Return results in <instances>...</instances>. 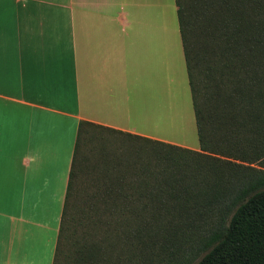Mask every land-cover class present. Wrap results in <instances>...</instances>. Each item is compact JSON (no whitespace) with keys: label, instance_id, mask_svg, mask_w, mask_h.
Wrapping results in <instances>:
<instances>
[{"label":"trees","instance_id":"1","mask_svg":"<svg viewBox=\"0 0 264 264\" xmlns=\"http://www.w3.org/2000/svg\"><path fill=\"white\" fill-rule=\"evenodd\" d=\"M175 4L199 147L81 121L53 264H102L111 231L135 264H264V0Z\"/></svg>","mask_w":264,"mask_h":264},{"label":"crops","instance_id":"2","mask_svg":"<svg viewBox=\"0 0 264 264\" xmlns=\"http://www.w3.org/2000/svg\"><path fill=\"white\" fill-rule=\"evenodd\" d=\"M81 121L166 141L163 0H0V264H53Z\"/></svg>","mask_w":264,"mask_h":264},{"label":"rangeland","instance_id":"3","mask_svg":"<svg viewBox=\"0 0 264 264\" xmlns=\"http://www.w3.org/2000/svg\"><path fill=\"white\" fill-rule=\"evenodd\" d=\"M154 1L155 0H153V2ZM154 13L153 9V15ZM163 139L170 143L180 144V146L184 145L183 147L188 146L189 148L195 149L199 147L174 0H163ZM107 140L108 143L106 142V147L111 149L110 151L116 150L117 148L120 149L123 145L127 144V141L122 136L115 139L109 135ZM92 160L91 158L89 163H91ZM90 180V176H84V183L76 187L78 189L76 199L84 197L82 196L83 188L81 187L86 189ZM87 190H89V188ZM73 201L74 199L70 198V203H73ZM70 213H73V209H70V212L68 211V217ZM67 224L70 223H65L64 232L61 236L62 249L65 252L68 249L65 247V243H67L69 249H71L69 246L71 240L70 228ZM66 226L67 231L65 228ZM101 233H103V230ZM118 234L119 232L117 231L110 232L109 241L104 247V257L106 261L102 262V264H135V256L132 255V249L134 247L130 244V240L127 239L122 241L118 239ZM66 236L68 239H66ZM98 236H100L99 232ZM101 244L103 247L104 243ZM181 248L183 249V251L181 250V255H185L187 253V248L184 246H181ZM133 250H135V248ZM201 256V252H196L193 264H195ZM163 259H167L165 252H163ZM63 262L64 259L62 258L61 263Z\"/></svg>","mask_w":264,"mask_h":264}]
</instances>
